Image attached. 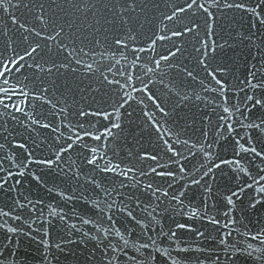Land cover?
<instances>
[{
	"label": "snow or ice",
	"instance_id": "1",
	"mask_svg": "<svg viewBox=\"0 0 264 264\" xmlns=\"http://www.w3.org/2000/svg\"><path fill=\"white\" fill-rule=\"evenodd\" d=\"M164 7L150 18L148 13L160 5L145 0H0L5 15L23 8L33 21L30 26L19 23L11 35L7 26L0 31V80L5 85L0 87V151L6 153L0 156V264H29L21 251L24 241L35 244L42 264L58 261L69 246L88 251L84 264H155L157 257L160 264H191L189 252L196 253L195 264H264V226L253 232L244 224L253 215L264 222V0H183ZM218 13L228 22H220ZM228 13L235 15L229 20ZM236 15L246 34L228 31L235 28ZM156 21L170 26L160 28ZM18 22L11 17L12 25ZM220 32L247 41L249 55L256 50L258 65L246 67L242 80L229 82L226 64L212 67L217 49L233 46ZM201 73L206 75L198 81ZM10 79L15 87L8 86ZM189 81L198 82L199 91ZM157 85L166 91L152 94L150 86ZM136 92L151 101L154 111L143 115L145 127L156 133L161 121L173 119L176 107L203 101L208 113L199 117L204 121L199 136L182 139L177 132L171 143L159 136L162 144L151 152L143 146L123 148L117 142L123 131L121 109ZM88 97L95 111L92 104L81 103ZM90 117L109 124L102 130L86 127ZM42 130L47 134L42 136ZM166 135L171 137L172 130ZM85 138L96 143L86 144ZM77 144L87 149L78 154L79 163L71 155L65 158ZM190 157H200L198 166L189 168ZM30 166L61 175L72 190L57 191L60 200L83 199L93 214L73 209L77 222L69 223L68 213L52 204L45 214L38 207L42 200L25 195L28 177L37 187L47 184ZM217 173L226 175L222 185L216 183ZM194 190L202 204H192L189 193ZM170 209L187 221L202 222L193 227L173 221L176 229L194 233L195 240L182 241L176 230L165 228L162 221ZM117 218L123 220L119 227ZM56 221L63 232L58 239L51 232ZM234 233L243 239H234ZM162 238L167 246H161ZM200 241L210 243L191 246Z\"/></svg>",
	"mask_w": 264,
	"mask_h": 264
},
{
	"label": "water",
	"instance_id": "2",
	"mask_svg": "<svg viewBox=\"0 0 264 264\" xmlns=\"http://www.w3.org/2000/svg\"><path fill=\"white\" fill-rule=\"evenodd\" d=\"M17 0H12V3H16ZM25 3H28L29 0H24ZM47 2V0H45ZM57 2H60V0H57ZM145 2L148 3H158L160 5L159 11L152 10L148 13L149 17H158L160 11L165 10V4H183V0H145ZM11 15H5L2 10H0V31H3L5 26L10 30V35L19 28V23H23L27 21V24L30 26L32 24V17L31 15H26V10L21 8L19 10H9ZM216 11V10H214ZM235 15L233 13H228V19L230 20L232 16ZM15 16L19 18V22L17 25H12L11 23V17ZM141 18H143V13H140ZM219 21L223 23H227L228 20L225 19L224 16H219ZM236 26L235 28H230L228 31H231L232 35L235 36L237 32H245V28L241 26L240 18L238 15H236ZM158 24V27L163 28L165 25H168V22L165 21L164 25H160L158 21H156ZM170 26V25H168ZM217 28V31L219 32L218 25L215 26ZM219 36H223L224 39L228 40V43L233 45L232 47L225 46L223 49H217L216 51V58L212 61V67H215L216 64H226L230 67V73L228 75L229 82H235L234 77H239V79H244L246 75V67H250L251 64L255 63L258 65L259 57L255 55L256 50H251V55H249V49L247 48V41L241 42L239 38L233 40L229 38V36L224 33L220 32ZM219 36H213L212 39H215L217 43H223V40L219 38ZM264 39V37H262ZM97 51H100V49H97ZM158 51L161 52V54H164L165 50L163 47L158 46ZM255 57V59L253 58ZM118 58V56H117ZM107 62V61H105ZM187 62V61H185ZM28 75H31V72L29 71L27 73ZM15 75V74H13ZM206 74L201 73L200 76H198L199 79H202ZM217 77L220 78V74L217 73ZM23 79V77H21ZM211 78L209 77L208 80ZM27 83V81H25ZM207 82V81H206ZM189 84L191 87L196 88L199 91V84L198 82L193 84L191 81H189ZM10 87H15V82L10 79L9 85ZM31 87V85H29ZM214 86V82L212 85ZM0 87H5L3 84V81L0 80ZM139 87V85H137ZM191 87L186 89L187 91H191ZM151 88V93L155 95H161L162 92H165L166 90L163 89L162 85H157L156 87ZM203 96H209V93H201ZM132 95L135 97V99L130 100L129 104L125 105L123 109H121V119L123 121V131L119 133L118 136V143L123 146L125 149H131L132 151L137 150L141 146L143 148L147 149L148 151H152L154 148H157L158 145L162 144V140L158 139L159 136H163L164 139H169V142H173L175 140V134L177 132L181 133V138H187L192 137L193 140H195L199 136V130L201 129V124L204 123V121L200 120V115L207 114L208 110L203 107V101L197 104L196 106L189 105L188 107H184V105H179V107H176L174 117L173 119H169L167 122L161 121V132L156 133L154 129L151 127H145V121L146 117H144L143 112L154 111V108L151 104V101L147 100V96L144 93L136 92L132 93ZM143 98V103H139V101ZM79 99V97H77ZM99 99V96L97 97ZM176 100L178 98H174L172 101H170V108L175 105ZM81 103L85 104H92V110L95 111L97 108L96 103L92 100L91 97H88L86 101H82ZM130 105V106H129ZM80 105L78 104L77 107ZM106 107V106H105ZM107 111H111L110 108L106 109ZM128 113H131V115H128ZM195 114V116L193 115ZM19 115V114H17ZM214 113L211 114V118L214 119ZM157 116L159 114L157 113ZM184 117H187V121H185ZM39 118V117H38ZM113 119H115V116H113ZM88 121H90V124L88 122H85L82 118L81 122H85V126L88 127L90 125H95L98 129L102 130L103 126H107L109 124L108 120L102 119V117H90L88 118ZM175 121V122H174ZM187 124V126H185ZM168 129L172 130L173 135L169 137L166 135V132ZM19 131H23L22 129H18ZM115 132V130H113ZM47 133L43 132L42 130V136L46 135ZM27 135V133H25ZM42 138V137H41ZM0 143H4L3 138L0 137ZM84 143L93 145L96 142L92 141L89 138H85ZM101 145L104 143L103 141L100 142ZM10 148L11 146H6ZM31 147V145H29ZM75 151L71 153H66L65 158L67 159L68 155H71V158L73 160H76L77 163H79L78 154L81 152H86L87 149H81L80 145L77 144L74 146ZM176 147H180L179 145H176ZM16 151H22L17 149ZM161 155H164L163 150L160 149ZM6 153L4 151H0V156L5 155ZM44 154H47L45 151ZM111 155V153L109 154ZM119 155L121 157L127 156V151H120ZM230 155V154H229ZM166 159V156H165ZM191 160V163L189 164V168H191L192 164H197L200 160V157H196L195 159L189 158ZM164 162L163 160L161 161ZM183 163V161H182ZM31 171H37L38 174L42 175L44 180L47 181V184L44 187H37L35 182L30 181V177L25 179L24 181V190L25 195H28L30 199H33L34 201L37 199H40L43 201L41 205H38V207H41L44 209L45 214H47L48 204H52L54 207L59 205V208H63L66 213H68V222H77L74 220V218L71 216V212L73 209H75L78 213L81 214H88L92 215L93 213L89 211L88 206L86 205L85 201L83 199L81 200H73L71 202H65L63 200H60L59 196L57 195V191L60 190H67L68 192H71L72 185L68 184L64 181V178L57 174L56 172H50L48 169H36L34 166H30ZM87 171V169H85ZM227 171V170H226ZM159 179V178H157ZM226 182V175H221L220 173H217V180L216 183L218 185H222ZM43 183V181H42ZM183 184V181L180 182ZM53 184H55L57 187L54 188L53 192L49 193L47 191L48 187H52ZM175 187V185H174ZM189 196L191 198L192 204L195 205L197 203H201L203 201V198L198 195V193L194 190L189 193ZM3 197H0V207H3ZM186 204H188V200L185 201ZM212 201H209V205H211ZM7 210V209H5ZM59 210V209H58ZM187 209H185L186 211ZM19 211V210H18ZM39 213H37L38 215ZM237 218H239V214H237ZM173 221H178L181 223H184L187 221V218L183 215L179 214H173L171 209L166 214L164 220L162 223H164L165 228L171 227L173 230H176L178 232V236L182 241L191 242L196 239L194 233H189L187 231H181L175 228V223ZM0 222H2V219H0ZM188 223L192 224L193 227H199V224L202 222H197L195 220L187 221ZM9 223H13L11 220H9ZM123 223V220L121 218H117V227L120 226V224ZM244 224L248 226L249 229H251L253 232H255L259 227L264 226V222L257 219L255 215L251 217V221L245 220ZM240 227L241 232L245 231V228L243 225H238ZM62 226L59 224V221H56V226L51 229L52 236L54 239H58L60 235H63V232L61 231ZM203 231L204 229L201 228ZM157 231H159V226H157ZM151 234V233H150ZM234 239H243V237L237 236L235 233L233 234ZM164 240V243L161 244L162 247L167 246V241L165 238H162ZM210 243V241H200L197 244H192L191 246L193 248L195 247H205L206 244ZM24 247L21 249L22 253L28 257L29 264H42V258L40 256V253L36 251L35 244L29 243L28 241L23 242ZM255 246V242H253ZM182 247L185 245H181ZM3 247V240L2 236H0V248ZM71 250H66L64 253L59 255V260H53L52 264H84L85 258L88 255V251L81 247H74L69 246ZM42 251V249H41ZM7 256V253H5ZM173 255L175 256L176 253L173 252ZM187 256L189 257L191 264H195V252H189L187 253ZM23 256L18 257L17 259H22ZM204 257L201 255L200 259H203ZM8 259H12L11 256H8ZM160 259L157 257V261L155 264H160Z\"/></svg>",
	"mask_w": 264,
	"mask_h": 264
}]
</instances>
